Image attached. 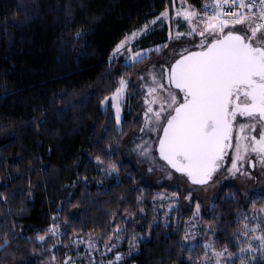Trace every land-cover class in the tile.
<instances>
[{
	"label": "trees",
	"instance_id": "trees-1",
	"mask_svg": "<svg viewBox=\"0 0 264 264\" xmlns=\"http://www.w3.org/2000/svg\"><path fill=\"white\" fill-rule=\"evenodd\" d=\"M205 1L184 0L193 10ZM175 6L0 0V264L86 261L87 241L102 247L118 236L119 264H199L207 236L233 254L227 264H264L260 253L237 255L244 225L264 208V189L245 193L228 182L198 213L180 202L176 220L165 218L160 195L170 187L151 184L124 151L140 121L136 83H129L119 126L112 107H101L117 79L133 76L145 61L126 67L121 57L110 59L117 43ZM168 31L165 22L152 24L134 46L162 45ZM112 165L117 171L109 173ZM190 220L200 232L194 243L185 239ZM49 228L59 234L46 235ZM133 238L136 248L128 250Z\"/></svg>",
	"mask_w": 264,
	"mask_h": 264
},
{
	"label": "snow or ice",
	"instance_id": "snow-or-ice-1",
	"mask_svg": "<svg viewBox=\"0 0 264 264\" xmlns=\"http://www.w3.org/2000/svg\"><path fill=\"white\" fill-rule=\"evenodd\" d=\"M225 6L230 9L228 18L219 19L218 25L211 23L206 17H197L203 26L202 31L190 26L188 31L177 32L174 37L170 32L169 40L198 35L200 42L196 47L200 50L184 48L166 57L159 68L153 65V70L148 73L152 83L141 85L142 88H147L152 99L149 101L145 98V104L149 106L144 112V125L140 131H161L163 135L158 137L160 159L186 175L194 184L207 183L215 172L224 167L226 160L230 162L227 172L233 176L237 173L250 176L244 170L245 162L253 167L259 165L264 168V0H214L211 4L203 5L202 10L207 13L211 8L214 17L220 18L224 16L222 10ZM185 11L186 15L182 18L189 23L196 13L194 10ZM165 17L166 13H160L151 23L155 24ZM177 18H181L179 14ZM236 25H241L242 28L236 30ZM149 27L150 25H145L139 34L133 32L130 37L125 36L113 49L110 59H116L122 49L138 39L139 35L145 34ZM161 47L167 48V44L124 57V64L131 67L143 59L148 51L158 53ZM147 78L141 76L138 79L146 81ZM117 83L119 86L112 96H105L101 104L115 108L116 123L119 125V104L123 102L129 80L120 77ZM152 104H158L159 107L154 110ZM238 115L245 122L237 120ZM234 128L235 138L232 135ZM240 133L245 135L241 136ZM242 141L247 143L243 144ZM230 148L233 150L231 156L227 151ZM137 150H140L141 156L155 161L146 141L138 144ZM105 151L110 153V149ZM250 153L255 154V164ZM96 162L102 163L99 157ZM116 171L115 165L108 169L109 173ZM196 207L198 213L199 205ZM255 211L256 215L251 219L264 221V208ZM248 219L246 216L245 220ZM244 229L245 236L248 231H262V235L252 236L251 239L258 240L260 251L264 252V230L261 225L257 224L249 229L248 224H245ZM119 230L115 229L116 232ZM58 234V228H49L46 233ZM45 238L38 237L41 241ZM205 247L211 248L212 245ZM255 250L251 242L247 248L239 249L241 253ZM225 253L227 248L214 253L215 264H221ZM115 259L119 261L121 257L117 255ZM212 259L205 253V259L200 260L199 264H208ZM64 264L74 262L69 257Z\"/></svg>",
	"mask_w": 264,
	"mask_h": 264
},
{
	"label": "rangeland",
	"instance_id": "rangeland-1",
	"mask_svg": "<svg viewBox=\"0 0 264 264\" xmlns=\"http://www.w3.org/2000/svg\"><path fill=\"white\" fill-rule=\"evenodd\" d=\"M186 9L193 10L185 4L184 0H176V6L172 10V12L167 9L161 12V13H166V17L160 21H157L156 23L159 24L165 22L169 25L168 41L164 43L167 44V48L161 47L158 53L154 51H148V54L143 58L145 61L143 62V65L139 69V71L137 73H134L133 76L124 77L125 79L129 80V83L132 84L136 83L141 94L140 110H139L140 121L137 122L136 126L132 128V130L125 138L123 145L125 154L135 164L136 168L140 170L141 173H143V175L148 179V181L151 184L160 187H170L171 190H169L164 194H161L160 197L165 202V205L162 207V212L164 217L167 218L168 216H170L173 218V220H176L177 217L176 213H173V209H178V204L180 202L184 206H190L192 204L194 207L193 211L197 212V207H196L197 205H199V209L201 207L207 206L211 202V200L218 194L221 187L228 182H234L245 193L253 190L258 191L264 189V168H261L259 165L253 167L250 166L247 162H245L244 170L250 173V176H244L241 175L240 173H237L235 176H233L227 172V168L230 167V162L228 160L225 161L224 167L218 170L217 172H215L212 175V178L208 180L207 183L203 185L194 184L188 179L186 175L177 172L176 169H173L171 168L170 165H167V162L160 159L156 148L158 144V137L161 135V131L157 130L155 132H150V133H145L140 131V129L144 125V119H145L144 112L149 106L148 104H145V98L147 97L149 101H151L152 99V95L148 94L147 88H142L141 85H143L144 83L147 84L152 83L151 77L148 76V73L153 70L152 66L157 65V68H159L160 64L163 63L166 57H170L173 53H178L184 48H188L189 50L197 49L196 45L200 42V37L198 35L191 37H182L180 40H176V39L169 40L170 32L174 37L177 32L183 33L188 31V28L190 26L195 27L197 31L203 30V26L199 23V20L197 19L198 17L197 15H195L189 23H186L183 20L182 17L186 15V11H185ZM177 14H179L181 18H177ZM156 17H154L151 20V22L155 21ZM206 19H208L211 23L218 25L220 18H215L214 16H212V17H206ZM151 22L150 25H152ZM144 27L145 25L137 30H134L126 34L125 36L130 37L133 32H137L139 34L140 30L143 29ZM241 28H242L241 25L235 26L236 30H240ZM225 31H227V29H225ZM125 36L122 39H124ZM135 40H133L131 44L126 46L124 49H122L120 55H118L117 58L121 57V59L124 62L123 59L124 57H127L137 51L151 50L157 47V46H153V47L141 49L137 46H134ZM162 45H158V46H162ZM170 62L172 61L170 60ZM167 66L168 65H165V67ZM141 76H145L148 78L146 81H141L138 79ZM119 78L117 79V82ZM129 85L130 84H128V88L123 94V102L119 104L120 121L122 117L123 105L126 102L127 97L129 96V88H130ZM118 86L119 84L117 83L116 87ZM172 87L174 89V86ZM115 89L108 97L112 96V94L115 92ZM157 91L159 92V90ZM151 106L153 107L154 110H156L159 107L158 104H152ZM101 107H105V106L101 104ZM112 109L115 114V108L112 107ZM237 120H240L241 122H245L244 118H241L239 116H237ZM134 121H136V119ZM232 135L233 138H235L236 136L235 128L233 129ZM240 135L244 136L245 133H240ZM145 141L148 143L152 155L155 157V161H153L151 158H145L144 156H141L140 150H137V145L143 144ZM234 142L235 139H233V143ZM242 143L246 144L247 141H242ZM227 151H228V155L231 156L233 150L230 148ZM250 156L253 158V164H255V154L250 153ZM149 168H152V171H149ZM169 173H171V178H169ZM255 215L256 214L254 215L252 214L251 217ZM247 224L249 229L255 227L257 224H260L261 229L264 230V221L262 220L250 219ZM244 231L245 229L242 232L241 240H243V244L241 245L240 248H247L248 243L251 242L252 247L256 250L251 252H243V253L238 251L237 255L238 256L250 255V257H253V254L260 253L264 257V252L260 251V242L258 240L251 239L252 236L262 235V231L261 230H258L256 232L248 231L247 236L244 235ZM199 235L200 232L197 228L196 223L190 220L186 226L187 239H189L191 243H194ZM122 241H123V237L118 236L117 238L115 237L114 243L105 244L102 247H98L93 241H87L86 242L87 253L84 255L86 256V261L77 258H73L72 261L74 262V264H117V263L119 264L123 257V253L117 249L118 248L120 249V247L122 246ZM136 244L137 242L135 240L128 245L127 249L134 250L136 248ZM113 245L115 246L113 247ZM203 245L208 256L213 258L211 261H208V264H215L214 253L220 252L222 250L214 248L212 245L211 237L208 236L204 239ZM206 245H212V247L206 248L205 247ZM94 252H97V254L99 255L94 256L93 260H91ZM229 254L231 253L230 252L225 253L224 257L221 258V264H227V262L233 257V254L231 256ZM117 255L121 257L119 261H116L115 259Z\"/></svg>",
	"mask_w": 264,
	"mask_h": 264
},
{
	"label": "built area",
	"instance_id": "built-area-1",
	"mask_svg": "<svg viewBox=\"0 0 264 264\" xmlns=\"http://www.w3.org/2000/svg\"><path fill=\"white\" fill-rule=\"evenodd\" d=\"M214 0H206L201 7L198 10H195V13L198 17H212L214 16L213 11L211 10V8L208 9L207 13L205 11L202 10V6L205 4H211L213 3ZM224 12V16L220 17V19H227L228 18V13L230 11V9L225 6V8L222 10ZM253 11H256L255 9ZM52 227V226H51Z\"/></svg>",
	"mask_w": 264,
	"mask_h": 264
},
{
	"label": "flooded vegetation",
	"instance_id": "flooded-vegetation-1",
	"mask_svg": "<svg viewBox=\"0 0 264 264\" xmlns=\"http://www.w3.org/2000/svg\"><path fill=\"white\" fill-rule=\"evenodd\" d=\"M200 49H194V50H191V51H199ZM239 116V115H238ZM163 135V133L161 132V135L160 136H162Z\"/></svg>",
	"mask_w": 264,
	"mask_h": 264
},
{
	"label": "water",
	"instance_id": "water-1",
	"mask_svg": "<svg viewBox=\"0 0 264 264\" xmlns=\"http://www.w3.org/2000/svg\"><path fill=\"white\" fill-rule=\"evenodd\" d=\"M156 149H157V153H158V144H157V148ZM158 155H159V153H158Z\"/></svg>",
	"mask_w": 264,
	"mask_h": 264
}]
</instances>
